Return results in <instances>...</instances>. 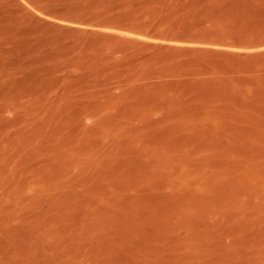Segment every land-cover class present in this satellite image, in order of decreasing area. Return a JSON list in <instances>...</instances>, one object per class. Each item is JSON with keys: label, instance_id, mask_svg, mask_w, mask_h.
<instances>
[{"label": "rangeland", "instance_id": "rangeland-1", "mask_svg": "<svg viewBox=\"0 0 264 264\" xmlns=\"http://www.w3.org/2000/svg\"><path fill=\"white\" fill-rule=\"evenodd\" d=\"M0 264H264V0H0Z\"/></svg>", "mask_w": 264, "mask_h": 264}]
</instances>
